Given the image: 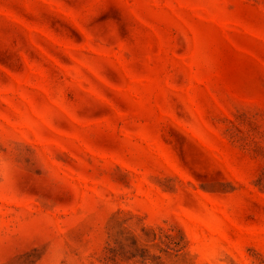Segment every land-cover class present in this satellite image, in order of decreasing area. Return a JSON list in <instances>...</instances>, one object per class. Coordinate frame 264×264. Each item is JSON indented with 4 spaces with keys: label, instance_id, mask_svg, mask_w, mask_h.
<instances>
[{
    "label": "rangeland",
    "instance_id": "1",
    "mask_svg": "<svg viewBox=\"0 0 264 264\" xmlns=\"http://www.w3.org/2000/svg\"><path fill=\"white\" fill-rule=\"evenodd\" d=\"M0 264H264V0H0Z\"/></svg>",
    "mask_w": 264,
    "mask_h": 264
}]
</instances>
